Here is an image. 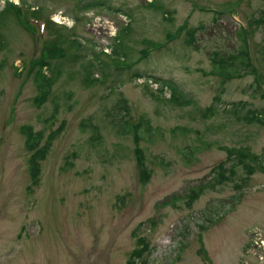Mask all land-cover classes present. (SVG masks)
Listing matches in <instances>:
<instances>
[{"label":"rangeland","instance_id":"rangeland-1","mask_svg":"<svg viewBox=\"0 0 264 264\" xmlns=\"http://www.w3.org/2000/svg\"><path fill=\"white\" fill-rule=\"evenodd\" d=\"M263 10L264 0H0V264H127L136 247L134 264H264ZM241 26L259 81L235 59ZM48 38L62 56L44 67L55 80L38 101L32 63ZM250 110L261 123L244 119ZM142 115L158 132L136 141L120 125ZM23 125L44 131L40 145L55 131L36 181ZM231 149L251 172L229 167Z\"/></svg>","mask_w":264,"mask_h":264},{"label":"trees","instance_id":"trees-1","mask_svg":"<svg viewBox=\"0 0 264 264\" xmlns=\"http://www.w3.org/2000/svg\"><path fill=\"white\" fill-rule=\"evenodd\" d=\"M12 8L15 10L18 18L22 17V14H24V10L22 9V6H19L17 4H14L11 2ZM23 10V11H22ZM25 24L29 25L27 18L25 17ZM256 23L263 24L264 26V10L260 13V16L255 18ZM239 29V36L241 40V45L239 48L238 54L235 56L236 60L239 62L241 61L244 66L247 67H252L251 66V59H250V51H249V44H248V37H247V31L246 29L241 26L238 28ZM191 33V32H190ZM61 45L55 41V40H49L45 43L40 48V53L38 60H35L32 63V66H38L36 73H35V80L38 82L37 86L40 91V96H37V100L41 101L46 98V95L48 94V91L51 87V84L54 82L55 77L52 76H46L44 74V67H46L49 64V61L52 58H55L57 56H62V48L60 47ZM231 66H228L226 64L225 60L220 59V63L218 66H215L217 68V72L221 76H226V77H231L233 69L230 68ZM254 71V69H253ZM256 75V81H259V76L258 73L254 71ZM169 101H172L175 104H183L186 103L185 101H179L178 98L176 97H169ZM209 110H212V106L208 108ZM251 115L245 116L244 119L249 122L257 121V122H262L261 115L257 114L254 110H250ZM124 124L120 125L121 131L123 130L124 132H132L133 137L135 138L136 141L140 140L141 137H144L145 139L147 137L152 136L153 134H156L158 132L157 128H153L148 120V118L145 115L140 116L137 119V122L133 123L129 119L123 120ZM84 124L90 125L92 129L95 128L94 125L90 124V122L85 121ZM21 132L24 135V143L27 148V150L30 152L29 158H28V167H29V173L31 175V178L36 181L40 172V161L45 158L46 152H47V145L50 144V141L53 139V135L55 131H50L48 136H47V141L43 145H40L44 131L43 130H37L34 131L31 126L29 125H23L21 127ZM145 134V136H144ZM232 153H235V156L233 157V161L230 163L229 167L232 169V167H237L238 165H242L246 168L247 171L251 172L252 167L249 164V162L245 159V155L243 153L238 152L237 150L231 149ZM234 150V151H233ZM242 151V150H239ZM136 157L139 162H142L144 156L142 154V150L140 148H136ZM191 157L190 154L187 155V158ZM262 165V164H261ZM261 167L264 168V165ZM222 170H225L224 167V162H221L215 166L214 171L216 172L215 177L217 176L219 178L224 177V173ZM218 179V178H217ZM214 180L216 183L219 180ZM220 182V181H219ZM218 182V183H219ZM203 192V185L199 184L197 185L194 189H191L190 192L187 195V201L188 203L192 202L196 197H198L201 193ZM166 201H163L162 204L165 205ZM138 242H142L141 239L138 240ZM141 255V249L139 247H136L132 253L131 257L128 259L127 264H134V262H131V259L134 257H138Z\"/></svg>","mask_w":264,"mask_h":264}]
</instances>
